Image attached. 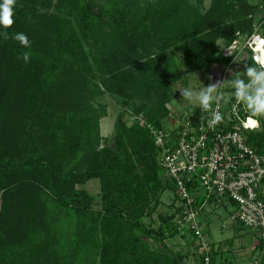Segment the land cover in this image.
Returning a JSON list of instances; mask_svg holds the SVG:
<instances>
[{
    "label": "trees",
    "instance_id": "obj_1",
    "mask_svg": "<svg viewBox=\"0 0 264 264\" xmlns=\"http://www.w3.org/2000/svg\"><path fill=\"white\" fill-rule=\"evenodd\" d=\"M263 11L264 0H17L7 31L30 46L0 37V264H72L69 248L77 256L94 230L97 264H174L162 251L179 235L180 209L147 129L165 128L171 113L166 52H180L188 71L227 66L233 58L219 50L255 26L264 37ZM103 95L119 106L108 140ZM128 115L137 120L129 125ZM263 140L262 125L247 142L264 154ZM92 180L101 187L97 229L92 197L75 189ZM169 189L174 199L160 212ZM66 223L86 233L60 246L55 232ZM184 250L180 260L202 264Z\"/></svg>",
    "mask_w": 264,
    "mask_h": 264
},
{
    "label": "built area",
    "instance_id": "obj_2",
    "mask_svg": "<svg viewBox=\"0 0 264 264\" xmlns=\"http://www.w3.org/2000/svg\"><path fill=\"white\" fill-rule=\"evenodd\" d=\"M256 34L260 35L258 26L250 36L219 50L220 58L233 59L227 66H218V92L226 93L223 86L234 73L235 61L244 64L250 58L257 67L264 68V64L255 60L257 55L264 54L257 50V46L264 49V39L253 43ZM213 112L223 115L222 123H210ZM249 118L242 104L232 97L213 104L208 111L201 107L187 109L178 114L169 128L147 126L157 149L158 167L164 179L172 183L176 207L180 209L173 227L179 235L190 236L202 264H211L212 248L205 224L199 220L198 198L202 199V205L233 204L230 220L248 231H257L264 242V202L259 198L264 183V154L257 153L247 142L260 128L259 124L248 126Z\"/></svg>",
    "mask_w": 264,
    "mask_h": 264
},
{
    "label": "rangeland",
    "instance_id": "obj_3",
    "mask_svg": "<svg viewBox=\"0 0 264 264\" xmlns=\"http://www.w3.org/2000/svg\"><path fill=\"white\" fill-rule=\"evenodd\" d=\"M244 2L250 5H254L257 3V0H244ZM205 3L206 4L202 5L203 8L201 7L203 9H201V13L207 12L205 9L209 7V4L208 2ZM240 6L241 5H238L239 9H241ZM235 9L237 8H234V11ZM262 16L264 17V11L262 12V15L260 14L258 17H256V21H258ZM225 27H227V25ZM222 44L223 43L221 39L217 40L218 46ZM159 53H161V51ZM166 59L170 61L169 67L170 71L172 72L168 77L170 92L172 95V99L168 105V108L170 109L171 113L164 121L165 128H169L170 124L176 120L178 114L183 113V111L187 109L201 107L198 100V93L202 91L204 87H209L217 84V75L220 70L218 69V66L213 65L211 67L207 66L195 71H188L183 65V56L180 52H176L174 54L171 52H166ZM244 66L245 65L239 62V60L235 61L232 66L233 72L243 71ZM231 77L224 84V89H232L230 84L228 83ZM186 89L193 92V96L191 99H187L183 96L182 93ZM97 102L103 103L107 108V116L100 122V135L103 140H108L110 138L109 135L111 134V131H113V125L119 112V106L108 95L99 97L97 99ZM242 108L246 112V115L250 117L248 110L244 107L243 104ZM261 118L264 119V117ZM126 119L128 124L130 125L137 120V117L128 115ZM254 119H258V124H260V118ZM140 125H143L142 121H140ZM260 131L261 128H259V130H257L255 133H258ZM262 144H264V140ZM75 189L78 191H84L87 195L92 197V205L88 220L92 221V225L97 229L98 217L101 214V187L99 181L92 180L87 182L85 185L75 186ZM173 197V192L170 189L166 190L163 193L161 197L162 207L160 209V212L164 211L165 208L171 204V202L173 201ZM200 203L201 198H198V204ZM176 205H178V203H176ZM210 208L212 212L211 214H209L208 220L205 221V232L209 230L214 242H216V244H221V251L218 255L219 259H223L224 261L226 260L225 262H223V264H241L243 260L251 262V258L246 255H239L235 251L236 247L239 244V241L232 239L234 230L233 228H230L232 222L228 216L226 217L225 210L223 208L216 207L215 203H212ZM88 220L84 221L86 226H88ZM67 221L69 223L71 222V220ZM81 230L82 227L79 228V226H76V224L74 223H71L70 225L66 223L64 227H58V229L56 230L55 234L57 241L60 242V246H63L64 244L69 243L73 238H76L77 235L81 234ZM83 233L85 234L86 232L82 230V234ZM93 235L94 238H92V242L91 240H89L87 246H81L78 249L77 253L79 254H77V256H74L76 254H74L73 252V247H67L70 249L69 256L71 257L70 262L72 264H97V256H95V253H93L92 250L93 247H95V238L97 235L95 230L92 236ZM165 241L166 242L164 243L167 244L168 250L162 251V253L166 255L169 260L174 262V264H194L196 262L194 256H190L185 260H180L179 257L180 251L181 253L187 252V250H184L185 248L190 249L189 251L191 252H195V250L192 248V244H190L189 242L190 240L187 241L186 238H182L179 235H176L173 238H169ZM145 242L147 244V247L155 251H159L161 249L160 245H158L157 243H154L147 239H145ZM224 249L226 250L223 252ZM255 261L258 262V260H252L251 263L254 264Z\"/></svg>",
    "mask_w": 264,
    "mask_h": 264
},
{
    "label": "clouds",
    "instance_id": "obj_4",
    "mask_svg": "<svg viewBox=\"0 0 264 264\" xmlns=\"http://www.w3.org/2000/svg\"><path fill=\"white\" fill-rule=\"evenodd\" d=\"M17 0H0V37L7 40L9 38L18 41L22 47H29L30 42L27 35L23 32H18L10 36L7 29L14 23L15 6ZM264 37L259 34L253 36V43L259 42ZM258 52L264 53V49L257 46ZM23 59L27 62L28 57ZM257 64H264V54L255 57ZM232 91L230 93H221L217 91L219 84L204 87L198 93V100L201 108L208 111L213 104L220 102H227L232 97L238 100L248 110L250 114V127H257L259 120L253 118L264 117V68L257 67L255 64L244 66L243 71H237L232 74L228 81ZM183 96L191 99L193 92L191 90H184ZM212 125L222 123L223 115L219 112H213Z\"/></svg>",
    "mask_w": 264,
    "mask_h": 264
},
{
    "label": "crops",
    "instance_id": "obj_5",
    "mask_svg": "<svg viewBox=\"0 0 264 264\" xmlns=\"http://www.w3.org/2000/svg\"><path fill=\"white\" fill-rule=\"evenodd\" d=\"M260 128L262 129V125L264 127V119L260 118ZM113 131H111L110 137L112 136ZM260 196L264 198V183L260 187ZM201 203L198 205L200 208L199 212V220L205 224V221L208 220L209 214H211V202H207V204L202 205ZM209 205V207H208ZM219 208H223L225 210L226 217L228 216L230 219L231 214L234 211V206L231 203L224 202ZM232 222V221H231ZM230 228H233L234 235L232 239L239 241L238 246L235 251L242 256H248L252 260H258V262H254V264H264V242L261 241L259 237V233L257 231H248L244 229L240 224L231 223ZM208 238L210 240L211 248H212V258L211 264H223L225 262L223 259H219L218 255L221 251V244H216L214 242L213 237L211 236V232L206 231ZM226 249L223 250V252ZM221 256V255H220ZM250 261L243 260L241 264H252ZM196 264V263H194Z\"/></svg>",
    "mask_w": 264,
    "mask_h": 264
},
{
    "label": "water",
    "instance_id": "obj_6",
    "mask_svg": "<svg viewBox=\"0 0 264 264\" xmlns=\"http://www.w3.org/2000/svg\"><path fill=\"white\" fill-rule=\"evenodd\" d=\"M113 146V144L111 145V147Z\"/></svg>",
    "mask_w": 264,
    "mask_h": 264
}]
</instances>
